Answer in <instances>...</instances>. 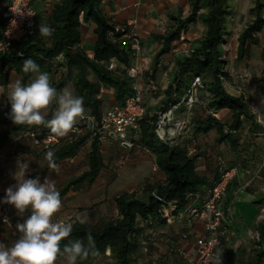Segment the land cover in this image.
I'll return each instance as SVG.
<instances>
[{"label": "trees", "instance_id": "trees-1", "mask_svg": "<svg viewBox=\"0 0 264 264\" xmlns=\"http://www.w3.org/2000/svg\"><path fill=\"white\" fill-rule=\"evenodd\" d=\"M104 0H60L46 18H38V24L54 29L52 36L43 37L39 29L33 37L25 43L15 45L12 49L0 52V89L8 86L12 73L20 77L22 83L27 84L35 74H25L22 71L23 62L33 59L40 67L41 72L57 78L53 87L57 90L64 89L73 83L76 94L82 97L84 109L92 117V127L81 123L78 134L69 133L66 141L56 144L49 150L37 147L44 152L52 151L58 166H61L77 156L80 150L91 140V150L88 154V170L79 177L69 180L59 191L61 200L70 192L80 191L93 187L104 168V160L100 149L104 141L98 134L103 113L110 109L104 104L102 89L114 90L115 101L118 106H123L128 97L134 94L133 80L128 77V69L133 63V53L130 48L128 35L130 30L124 26H115L111 23L102 9ZM232 0H191V14L184 20H177L175 30L158 38L162 48L157 54L155 71L158 60L169 53L174 42L180 41L182 34L187 32L192 24L201 22L205 31L203 37L190 43L187 54L178 57L175 62V75L172 84L166 90V101L160 112L166 111L172 105L180 104L182 99L191 90L194 80L199 77L202 87L194 92L195 104L189 108L181 104L176 114L184 112L185 117L195 107L199 113L203 110L208 114L201 115L185 124L184 130L172 141H160L156 135V122L158 115L149 116L146 109L145 117L140 121L137 135L132 137L134 148L148 151L155 157V166L165 175L163 183H146L139 197L134 192H123L115 198L118 217L115 220L102 221L96 224L75 221L70 237L63 241L61 248L69 241L82 240L89 248L94 247L99 254L89 255L78 264H94L99 258L107 257L106 264H138L141 253L145 250L150 253L153 245L149 238L158 229L169 224L166 211L172 210L171 217L184 216L188 206H202L210 195L213 184L219 178L222 170L228 169L222 157H216L219 174L213 182L197 171L196 161L198 155H191L190 148L198 135H208L216 131L218 145L228 143L232 149L239 147V140L235 136L246 122H252V127H258L252 115L249 104L244 96H235L228 92L225 83L230 79L227 71L228 61L223 54L226 38L229 35V20L233 16ZM254 7L250 13L255 19L241 32L238 37L237 60L242 61L252 46H259L258 35L264 31V0H253ZM94 24L96 42L93 57L81 47L82 26ZM116 29L120 31L117 32ZM115 60L116 70L110 71L107 63ZM264 62V51L262 52ZM93 74L95 79H90ZM183 106V107H182ZM56 105L54 104L46 119H50ZM228 110L232 115L229 126L223 125L215 116ZM13 123L10 111L0 114V125L9 126ZM77 123H80V119ZM193 126V134L188 137L185 133L188 127ZM83 129L87 134L81 137ZM14 132L23 133L30 131L50 133L43 126H27L15 124ZM10 131L0 133V151L8 143ZM133 149L129 150L132 151ZM128 150V149H127ZM46 170H49L48 163ZM155 172V171H154ZM230 188V186H229ZM228 188V190H229ZM209 193L208 197L205 194ZM256 204H261L260 202ZM91 233L94 245L88 241L87 234ZM259 249L255 253L253 264L264 263V226L259 233ZM109 253V255H108ZM62 257V256H61ZM60 258V257H59Z\"/></svg>", "mask_w": 264, "mask_h": 264}, {"label": "crops", "instance_id": "crops-1", "mask_svg": "<svg viewBox=\"0 0 264 264\" xmlns=\"http://www.w3.org/2000/svg\"><path fill=\"white\" fill-rule=\"evenodd\" d=\"M9 2L10 0H0V5H6ZM59 2L60 0H34L33 7L37 11L38 18H46V15ZM102 9L104 15L115 26H124L129 21H136L135 29L142 38V58L145 62V71L139 82L145 91L147 113L149 116H153L160 111L159 109L163 107V103L166 101L165 93L174 79L176 59L186 55L188 50L186 44L182 43L185 40L184 35L188 36L189 34L188 30L183 33L181 40L172 44L170 52L158 60L157 72L154 75L156 57L162 48L158 38L175 30L177 20H184L191 14V0H104ZM2 29L3 26L0 25V43ZM94 29V24H85L81 29V47L90 57H93V49L97 39ZM181 45L185 49L180 50ZM227 71L230 73V79L225 83L226 89L232 95L244 96L258 127L255 130L252 127V122H246L243 125V128L235 134L239 140L237 149H232L228 143L218 145L216 143V131H212L208 135H198L189 153L199 156L196 161L197 171L211 182L219 174L216 157H222L227 167L238 170V174L230 184L226 196V206L232 209L233 222L225 229L222 245L217 249V257L222 260V264H253L260 242V236L258 239L257 235L264 226V94L260 93L261 90L257 85L250 83L248 79H244L248 75L244 76L241 71L235 72L229 67H227ZM70 84L73 85V83ZM73 94L77 96L75 90ZM100 97H103L107 108L117 106L113 89H102ZM198 109L200 110L199 107H195L192 112L187 114V117L184 115V120L191 122L200 115L203 118L207 117L208 114L204 113L203 110L199 113ZM2 110L1 113L6 111L5 108ZM215 117L226 127L232 122V115L228 110L219 112ZM14 126V122L9 126H4L6 127L4 131H10L11 134L8 143L0 151V204L6 208L12 217V224L17 232V235H14L7 226L0 222V244L6 247H11L19 239L21 234L15 226L18 222L22 223L30 214V212H25L21 216L13 205L2 203L6 189L10 186L14 188L18 183L16 179L18 165L25 162L28 164L25 172L26 179L39 177L41 183L44 182L45 178L51 181L56 179L58 182H63L62 189L69 180L81 176L88 170V154L91 150V140H89L76 157L58 166V172H52L45 168L48 163L45 159L47 152L36 148L31 141L24 138L23 133L14 132ZM193 131V126L190 125L185 133L190 137ZM86 134V129H83L81 137ZM136 135L135 132L132 137ZM66 137L62 138V142L66 141ZM207 137L209 145H206L205 142ZM119 145L117 142L100 141L104 160L101 175L104 171L108 172L114 167L121 154L120 147L124 152H132L129 158H131V163L134 162V166L135 164L138 166L140 163H150L149 167L154 172L155 157L148 151L140 148L129 151L121 145L119 147ZM84 156L87 157V166L85 170H82ZM73 172L74 174H71ZM165 179V175L160 171L154 172V180L159 181L157 183H163ZM147 183L155 182L148 180ZM73 193L70 191L63 198L61 209H64V203ZM208 195L209 193H206L205 197ZM258 202L261 204H256ZM69 213L66 211L57 213L53 219L60 221ZM204 233L202 221L196 218L175 216V218L170 219L166 227L152 233L149 240L153 242V247L150 253H146L145 250L141 253L138 264H187L195 256L196 239ZM185 236L187 238H184Z\"/></svg>", "mask_w": 264, "mask_h": 264}, {"label": "clouds", "instance_id": "clouds-1", "mask_svg": "<svg viewBox=\"0 0 264 264\" xmlns=\"http://www.w3.org/2000/svg\"><path fill=\"white\" fill-rule=\"evenodd\" d=\"M15 23V21H13ZM54 29L48 25H39V34L43 37L52 36ZM22 71L25 74H35L27 84L20 79L8 84L10 89L8 100L11 104L10 117L17 125L43 126L58 138L67 136L84 115V101L73 92L64 88L57 90L53 87L50 76L41 72L39 65L31 58L23 62ZM56 108L50 119L47 112L53 105ZM45 159L52 172H58L54 153L48 151ZM28 164L18 165L16 179L18 183L6 189L2 203L15 207L18 214L23 216L30 212L22 223L16 224L21 234L11 247L0 244V264H56L59 257H64L66 264H78L89 255L99 254L94 247L89 248L82 240L69 241L61 248L73 230L72 223L54 220V216L62 208L60 192L55 183L48 178L40 182V178H25ZM76 219L83 223L84 219L77 214ZM5 223H10L7 217ZM88 241L94 245L91 233L87 234ZM215 264H222L217 257Z\"/></svg>", "mask_w": 264, "mask_h": 264}, {"label": "built area", "instance_id": "built-area-1", "mask_svg": "<svg viewBox=\"0 0 264 264\" xmlns=\"http://www.w3.org/2000/svg\"><path fill=\"white\" fill-rule=\"evenodd\" d=\"M33 3L34 0H10L8 4L0 5V25L3 26L0 52L9 51L15 45L23 44L36 35L39 24L38 14L33 7ZM135 25V20L129 21L126 25L130 30L128 39L133 53V63L128 69L127 75L133 80L134 94L127 98L123 106L117 105L106 110L98 126V134L104 141L117 142L128 150L134 148L131 140L132 135L138 130L140 121L146 115L145 91L139 82L145 71V62L142 58V38L136 31ZM116 30L117 32L120 31L119 29ZM117 65L115 60L107 63L110 71L116 70ZM202 85V80L197 77L191 90L180 104L172 105L166 111L158 114L155 135L160 141H172L184 130L185 124L175 119L176 111L181 104H185L189 108L193 107L196 102L194 92ZM81 123L94 124V119L83 115L80 123H77L70 133L78 134ZM24 137L29 138L37 147L44 150H49L60 143V138L53 136L51 133L40 134L38 131H30ZM153 170L158 171L157 166H154ZM237 174L238 170L233 167L222 170L210 190L208 199L203 202L202 206L191 205L187 207L186 215L202 221L205 229L204 235L196 239L195 256L187 264H215L217 249L222 245L225 229L233 222L232 209L226 206V196L228 188ZM172 210L174 208L166 211L169 221L172 219ZM5 217L8 218L10 223L3 222ZM0 222L7 226L14 235H17L12 224V217L1 204ZM257 237L259 239V235ZM184 238H187V236Z\"/></svg>", "mask_w": 264, "mask_h": 264}, {"label": "rangeland", "instance_id": "rangeland-1", "mask_svg": "<svg viewBox=\"0 0 264 264\" xmlns=\"http://www.w3.org/2000/svg\"><path fill=\"white\" fill-rule=\"evenodd\" d=\"M233 16L229 20V35L226 38L225 48L223 47V54L228 61V67L233 71H241L244 76L248 75L245 80L248 79L250 83L258 86L261 90V94H264V62L262 61V52L264 51V31L258 35L260 45L252 46L249 49L248 54L242 61L237 60V47L238 37L241 32L255 19L250 13V9L254 7L253 0H232ZM264 16V11H263ZM45 19L42 20V25H45ZM204 27L200 21L196 24L190 25L188 29V36L184 35V41L186 47H190V43L196 42L203 37ZM178 47V46H177ZM181 49H185L183 45ZM187 54V53H186ZM252 77V78H250ZM255 77V78H254ZM34 78V77H33ZM20 79L17 75L12 73L10 81ZM90 79L94 80L93 74L90 75ZM255 79V80H254ZM50 80L52 85L56 83L57 78L51 75ZM72 92L75 90L73 85L67 86ZM10 89L9 87L0 89V113L2 109H6L11 112V104L8 100ZM183 107V106H182ZM51 108L48 110L47 115L50 113ZM88 111H84V115H88ZM159 112L157 113V115ZM156 115V114H153ZM176 121H183L184 112L175 116ZM92 123H88L85 126L92 127ZM6 127L0 126V133L4 131ZM206 145H209L208 137ZM120 147V145H119ZM121 154L117 159L114 167L109 169L108 172L104 171L97 183L90 188H84L80 191L74 192L69 199L64 203V209H61L59 213L64 211L70 212L63 217L60 221L65 223H73L77 221V214L84 219V222L96 224L102 221L115 220L118 217L117 211L114 206V199L116 196L123 192H134L139 197L142 195L144 185L148 180L152 182H159L154 180V172L149 167L150 163H140V165L134 166V162L131 163L129 152H124L120 147ZM123 162V164H121ZM82 170H85L87 166V157L84 156L82 160ZM71 174H74L71 173ZM55 183L57 190H60L63 186V182L52 180ZM109 255V253H108ZM109 260L107 257L99 258L94 264H106ZM56 264H66L64 257L57 259Z\"/></svg>", "mask_w": 264, "mask_h": 264}]
</instances>
